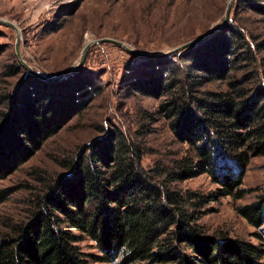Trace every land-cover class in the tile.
Listing matches in <instances>:
<instances>
[{"label":"trees","instance_id":"trees-1","mask_svg":"<svg viewBox=\"0 0 264 264\" xmlns=\"http://www.w3.org/2000/svg\"><path fill=\"white\" fill-rule=\"evenodd\" d=\"M240 1L264 13L256 0ZM226 31L190 46L180 54L181 63L166 56L143 59L129 81L146 95H166L159 107L173 134L187 143L183 153L168 165L145 167L143 149L128 130L108 129L78 153L68 171L41 179L29 218L0 234V264H83L75 245L80 235L72 228L93 240L104 258L118 257L117 264H264L258 261L264 250L256 244L205 233L196 221L198 207L208 199L240 196L247 153L264 154V87L243 75L247 63L250 75L257 72L258 41L251 45L232 25ZM243 60L237 72L235 64ZM210 76L224 77L228 88L199 90ZM93 77L91 71L55 83L29 77L4 94L0 178L58 129L60 117L85 106L84 97L97 87ZM223 164L236 171L224 172ZM201 172L217 183L214 193L171 185ZM261 200L237 211L258 225Z\"/></svg>","mask_w":264,"mask_h":264},{"label":"rangeland","instance_id":"rangeland-1","mask_svg":"<svg viewBox=\"0 0 264 264\" xmlns=\"http://www.w3.org/2000/svg\"><path fill=\"white\" fill-rule=\"evenodd\" d=\"M256 1L264 5V0ZM226 2L0 0V18L12 22L18 32L16 39L14 28L0 22V110L5 106L4 94L16 90L20 82L29 77L55 83L72 76L87 75V71H91L97 86L84 97V101L87 100L84 107L76 113L60 117L58 129L0 178V189H6L5 192L3 189L4 197L0 200V234L15 229L16 225L29 218L42 178L68 171V164L78 153L88 149L92 140L103 136L108 129L128 130L129 136L143 149L140 163L145 167L168 165L183 153L187 143L173 134L169 118L159 107L166 95H146L130 87L129 81L143 67V59L166 56L175 63H181L180 54L192 45L170 53L144 57L110 41L93 42L77 68L56 76L76 64L82 47L89 39L109 37L141 52L163 53L186 40L199 38L222 21ZM228 25L238 28L251 45L253 40L258 41V49L253 51L257 72L250 75L252 64L247 63L248 71L243 75L246 78L252 76L250 79H255L264 87V13L252 10L240 0H231L223 27L197 44L207 41L214 34H222L220 32L223 31L226 34ZM15 44L22 60L31 70L18 60ZM246 62H236L237 72L243 70L242 64ZM147 69L154 70L151 66ZM32 71L56 79L45 80ZM222 74L225 77V73ZM210 77L197 88L219 90L227 87L224 77ZM73 94L80 97L81 93L78 90ZM222 168L224 172L236 171L226 164ZM171 185L178 190L189 189L203 195L214 193L217 188V183L205 172L177 180ZM239 187L243 188L240 196L218 195L205 201L198 207L196 221L205 233L241 238L264 250V200H261L262 219L258 225L251 224L237 211L241 204L264 199V154L247 153ZM61 226L64 227L63 224ZM71 230L80 235L75 245L83 264H117L118 257L104 258L93 240L74 228ZM258 261L264 262V253ZM130 264L147 263L135 261Z\"/></svg>","mask_w":264,"mask_h":264},{"label":"water","instance_id":"water-1","mask_svg":"<svg viewBox=\"0 0 264 264\" xmlns=\"http://www.w3.org/2000/svg\"><path fill=\"white\" fill-rule=\"evenodd\" d=\"M230 1L231 0H227L226 2V6L224 8V14H223V19L222 21L215 25L213 28H211L209 31H207L204 35L200 36L199 38H196V39H190V40H186L176 46H174L172 49L166 51V52H163V53H155V52H141V51H138L136 49H133L129 46H126L123 42L117 40V39H113V38H109V37H98V38H94V39H89L85 44L84 46L82 47L81 51H80V54H79V58H78V61L76 62V64L74 66H71L69 68H66L64 69L61 73L58 74V76L56 77H60L62 74H64L65 72H69V71H72L74 70L75 68H77L83 58H84V55H85V52L88 48V46L93 43V42H102V41H110V42H113L117 45H120L122 46L126 51L128 52H131L133 54H136V55H139V56H144V57H150V56H158V55H162V54H166V53H170V52H173V51H177V50H180L188 45H194V44H197L203 40H205L207 37H209L213 32L217 31V30H220L223 25L225 24V21H226V18H227V15H228V10H229V5H230ZM0 22L1 23H4V24H7V25H10L11 27L14 28L15 32H16V39L18 38V32H17V29H16V26L10 22L9 20H6V19H3V18H0ZM17 41V40H16ZM15 41V43H16ZM15 53H16V56L18 58V60L20 61V63L26 67L27 69H29V66L27 64H25V62L22 60L17 48H16V44H15ZM31 70V69H29ZM34 74H36V76H39L41 77L42 79H45V80H53V79H56V78H47V77H44V76H41L40 74L32 71Z\"/></svg>","mask_w":264,"mask_h":264}]
</instances>
